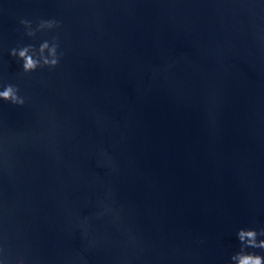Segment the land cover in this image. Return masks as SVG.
I'll return each mask as SVG.
<instances>
[{
    "label": "water",
    "instance_id": "95a60500",
    "mask_svg": "<svg viewBox=\"0 0 264 264\" xmlns=\"http://www.w3.org/2000/svg\"><path fill=\"white\" fill-rule=\"evenodd\" d=\"M8 84L0 264H232L264 230V0H0Z\"/></svg>",
    "mask_w": 264,
    "mask_h": 264
},
{
    "label": "clouds",
    "instance_id": "9594fccd",
    "mask_svg": "<svg viewBox=\"0 0 264 264\" xmlns=\"http://www.w3.org/2000/svg\"><path fill=\"white\" fill-rule=\"evenodd\" d=\"M20 23L26 29L28 37H34L36 32L44 30H52L58 28L57 21H41L35 31L32 30L31 23L26 20H21ZM59 42L54 39L51 43L44 41L39 46V49L32 46H24L21 48H13L10 51L12 58L22 61V72L25 75L36 72L42 68H55L59 63L62 52H58ZM20 90L11 85H4L3 90H0V101L7 102L16 107H23L25 99L19 94ZM258 236H264V230L257 232L256 230L241 229L237 233L238 241L241 245L240 251L231 257L232 264H264V256L248 253L246 249H262L264 250V240L258 241Z\"/></svg>",
    "mask_w": 264,
    "mask_h": 264
}]
</instances>
